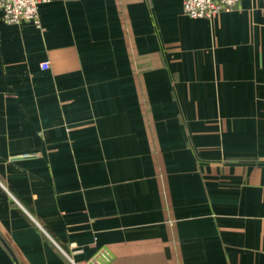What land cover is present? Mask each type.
<instances>
[{"label":"crops","instance_id":"obj_1","mask_svg":"<svg viewBox=\"0 0 264 264\" xmlns=\"http://www.w3.org/2000/svg\"><path fill=\"white\" fill-rule=\"evenodd\" d=\"M39 13L0 11V264H264V0Z\"/></svg>","mask_w":264,"mask_h":264},{"label":"built area","instance_id":"obj_2","mask_svg":"<svg viewBox=\"0 0 264 264\" xmlns=\"http://www.w3.org/2000/svg\"><path fill=\"white\" fill-rule=\"evenodd\" d=\"M46 0H0V11L2 18L8 23L33 22L36 26L42 27L39 13L40 3ZM242 0H183L184 12L193 18H215L220 13L234 9ZM42 68H48L50 61L41 63ZM62 253L68 259L69 264H108L113 255L107 247H102L95 255L88 259L77 260L74 255L81 249L72 245L71 249H63Z\"/></svg>","mask_w":264,"mask_h":264}]
</instances>
